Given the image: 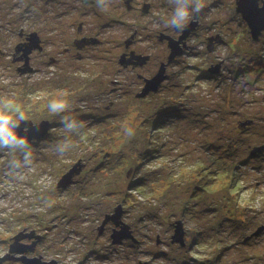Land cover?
Instances as JSON below:
<instances>
[{
    "label": "rangeland",
    "instance_id": "374dc122",
    "mask_svg": "<svg viewBox=\"0 0 264 264\" xmlns=\"http://www.w3.org/2000/svg\"><path fill=\"white\" fill-rule=\"evenodd\" d=\"M75 1L0 0V110L19 105L26 121L50 124L41 141L29 143L26 158L0 151V257L26 228L36 244L41 241L30 256L50 264H264V233L244 241L264 226V167L252 169L256 161L242 166L238 130L242 114H252L257 104L260 76L254 66L244 64L242 75L231 59L222 74L227 87L215 90L214 83L196 76L203 60L182 57L164 76L161 94L140 102L134 97L136 76L114 71L121 47L133 36L134 48L161 50L158 30L166 27L162 34L175 37L167 26L180 0H148L155 8L143 16L128 13L124 0H98L97 7ZM142 1L134 3L140 7ZM220 10L203 25L234 30L236 14ZM80 23L84 35L99 43L79 49L76 61L62 52L78 37ZM20 29L36 32L43 45L31 60L33 71L25 74L11 63ZM50 56L58 58L55 65ZM242 76L243 95L237 85ZM54 100L70 107L53 114L48 105ZM110 102L114 106L106 110ZM61 117L75 127L65 128ZM212 138L233 145L228 153L218 151L228 154L222 162L208 155L212 144H220L210 143ZM57 146L65 151L57 152ZM148 148L154 159L145 161ZM79 160L83 165L72 185L58 188ZM119 204V223L135 226L136 245L113 242L111 227L101 229L104 216ZM177 220L183 222V248L170 244ZM129 238L128 230L124 239Z\"/></svg>",
    "mask_w": 264,
    "mask_h": 264
},
{
    "label": "flooded vegetation",
    "instance_id": "af4514ba",
    "mask_svg": "<svg viewBox=\"0 0 264 264\" xmlns=\"http://www.w3.org/2000/svg\"><path fill=\"white\" fill-rule=\"evenodd\" d=\"M84 1V0H83ZM128 1V2H127ZM82 0H76L74 3L76 4H81ZM88 3L89 6L97 7L96 4H99V1L96 2V0H85L84 3ZM127 2V4H125ZM200 2L203 5L202 9L198 13H193L191 10V7L194 6V3L189 4V0H180L179 4L176 6H184L188 5L189 6V18L187 22L185 23L184 27L190 24L193 21H196L197 24L194 28V30L187 35V37L180 43V48H181V55L176 57L171 63H167V59L169 56V49L167 47V42L164 41L163 44L165 46L160 50H157V53L153 52H147L146 49H141V48H134V43L131 41L127 44L126 43L129 39L125 40L123 42V46L121 47L122 50L121 54H119V57L116 62V67L114 69L115 73L119 74H127L126 76H136L138 79V91L135 93L134 97L137 100H148L152 96H154L157 93H161V89L163 88L165 84V79L162 81V83L159 85L158 90L156 92H150L148 93L144 98H138L137 94L141 92V90L144 87V80L145 79H150L153 76H155L160 68L164 66V76H169L168 75V70L174 65L178 64L179 60L182 57H187L191 59H196L198 60L199 58L203 60L202 63V76L209 81L214 83L213 88L215 90H221V86H226L225 83V76H222L223 72L226 70H229L230 64H231V59H235V63H238L240 65V71L242 72L243 75V68L244 64H252L254 68L256 69L257 73L260 76L259 84L260 86L255 89V95H256V101L257 104L255 105L254 112L250 115H243V121L246 120L245 126L242 125V132L244 135V140H242V166L246 161L253 162L256 161L257 165L256 167H252V169H262L264 166V19L259 25V33L254 37L251 34V28L247 22V20L244 18L243 13H236V0H218V3L212 2V0H200ZM115 3L118 4V2L115 0ZM137 3V2H136ZM125 9L126 6L128 7L126 11L128 13H134V12H140L143 8V6L147 5L148 6V12L145 14L147 15L150 10L155 8L153 5V1H142L141 8L138 7L137 4L134 3V0H124L123 2ZM71 5L70 2L67 4ZM74 4L71 5L72 9H74ZM160 7H165L162 4L159 3ZM242 12H245L247 16H250V19L252 22H257V17L254 15H258V11L264 8V0H242ZM175 7V8H176ZM140 8V9H139ZM220 8H223L230 13L232 10L234 14L238 17L239 24L233 26L234 30H231L230 26L227 25H218V26H209V25H203V22L206 18L208 17H216L218 13H221L222 11ZM220 10V11H219ZM245 15V16H246ZM262 15V14H261ZM141 16H143L141 14ZM196 16L198 18L196 19ZM202 26H204L205 29H202ZM170 27L168 24L167 28ZM183 27V29H184ZM183 29H179L173 26V30L175 32V37H172L174 39H179V37L182 35ZM177 30V31H176ZM159 34L162 32H167L168 29L166 27H163V29L158 30ZM21 35L19 36L20 43L19 44H24L26 43V38L28 37L29 33H25L23 29H20ZM34 32V31H33ZM36 33V32H34ZM20 34V33H19ZM36 35L39 38L40 41V47L41 50H34L32 53L29 55V66L31 63V60L33 59L34 54H42L43 52V45L40 36L36 33ZM76 35L78 36L77 38L68 41V43L71 44V46H67L64 48L62 54L63 55H68L71 60H80V53L78 52L77 48V42L79 39H92V37H86L84 35V30H83V24L80 23L78 25V28L76 30ZM95 39V38H94ZM61 44H64L62 40H60ZM98 41L96 43H89L86 44L82 50L90 49L96 45H98ZM162 44V42L160 43ZM91 45V46H89ZM74 49L76 52H74ZM133 53L135 56H147L148 60L141 64L139 60L133 59L128 63V65L121 66L119 65L118 61L120 56L124 55L125 58L124 60L127 62L130 60V55ZM21 55V52L18 54H15V56H12L16 59ZM11 60L12 64H18V65H23V61H18L17 63H13ZM58 58L55 56H50L49 61L51 65H55L57 62ZM70 61V60H69ZM229 64V65H227ZM31 67V66H30ZM32 68V67H31ZM196 69V68H195ZM33 71V68H32ZM170 74V73H169ZM117 76V75H115ZM240 77V76H239ZM246 77V76H245ZM112 83H118V81H114ZM134 83H131V86H133ZM239 86L240 94H244L245 90L247 88V84L242 76V79L237 83ZM115 89H113L114 92ZM222 90H225L224 88ZM114 106V102H110L109 107L106 108H111ZM245 119V120H244ZM257 170V171H258ZM111 227V228H110ZM105 228H110L111 231H114L117 229V227L113 224V222L109 221L104 227ZM102 228V229H103ZM22 235L25 236L27 235V230L26 228L21 230ZM103 231V230H102ZM101 231V232H102ZM20 232V231H19ZM18 232V233H19ZM264 233V232H263ZM17 234V233H16ZM112 238V237H111ZM33 240H36V238H28L25 236L21 240V245H26L32 247L31 249L29 247L26 248V253L22 256L28 257V258H34L33 256H30V254L34 253L35 248L38 246L39 243H35ZM120 239L116 240L119 241ZM126 240L125 242H130L129 239H122ZM39 241V240H37ZM34 242V246H32V243ZM24 246V247H26ZM9 248V246H8ZM7 248V252H8ZM5 253L3 257L6 255ZM19 255H15L13 259L6 261L7 262H15L17 264H21L19 261H17V258H19ZM3 263V264H5Z\"/></svg>",
    "mask_w": 264,
    "mask_h": 264
},
{
    "label": "water",
    "instance_id": "95a60500",
    "mask_svg": "<svg viewBox=\"0 0 264 264\" xmlns=\"http://www.w3.org/2000/svg\"><path fill=\"white\" fill-rule=\"evenodd\" d=\"M241 4H242V0H236V10L235 11L238 14L243 13L244 18L247 20L251 28V34L255 37L259 33V30H260L259 25H261L264 19V8L258 11V15H254L258 18L257 22H252L250 19V16H247L245 12H242ZM147 12H148V6L145 5L143 6L141 10V14L145 15ZM197 18L198 16H196V19ZM196 24L197 22L193 21L187 26H185L182 31V35L179 37V39H174L165 34L159 35L158 40L160 42L166 41L167 47L170 51L168 59H167L168 64L171 63L176 57L181 55V48L179 45L187 37V35H189L194 30ZM21 33L22 32H20L19 36L21 35ZM132 38L133 36L127 41L126 46L129 42H131ZM77 43H78L77 48L80 49L84 47L86 44H89V43L95 44L96 40L95 39H81ZM39 44H40V41L36 33H31L26 38V43L18 44L15 46L14 48L15 53L13 56H15V54H18L20 52H21V55L18 58L13 59L12 62L14 63L16 61H23V65L17 69L18 73L25 74V73H29L32 71V68L29 66V55L34 50H38V51L41 50V47ZM124 58H125L124 55L120 56L119 61H118L119 65L121 66L128 65V63H130V61H132L133 59L139 60L141 64L145 63L148 60L147 56H144V57L135 56L133 53H131L130 60H128L127 62L124 60ZM163 80H164V66L160 68V70L155 76H153L150 79L144 80V87L141 90V92L137 94V97L144 98L148 93L156 92L158 90L159 85L162 83ZM49 127H50V124L47 121H44L43 123L39 125H34L29 121H22L20 122L19 129H17V132L20 135H27L29 142L38 141L41 139L43 135L47 133ZM25 129L27 130L26 132L24 131ZM80 166H82V164L77 163L71 169H69V171L61 177V179L59 180L57 184V187L65 189L67 186L72 185V183L74 182L72 178L79 175L80 169H81ZM121 213L122 211L120 207H117L114 210V213L112 215L105 216L101 224V229L109 221L113 222L115 226H118L119 224H121V221L119 223ZM127 228L128 227L126 225H123L120 227L119 230H117L116 232H113V234L111 235L112 238L115 237V241L113 242H116V240L118 239H124V237L128 235ZM260 231H261V228L256 230L253 235L254 236L257 235ZM25 236L28 238L34 237V236L32 237L29 234ZM25 236H23L22 233H19L13 237L12 243L9 245L7 254L4 257H0V264H3L8 260L13 259L15 255L20 256L19 258H17V261H19L21 264H50L49 262L43 261L40 257H34V258H28L25 256L21 257V255H24L26 253L27 247H29L30 249L32 248L30 246L21 245L20 242L23 238H25ZM170 241L172 244H178L180 247L184 246V231H183V226L180 222L175 223L174 228H173V234L170 238ZM32 246H34V242L32 243ZM140 264H146V263H140Z\"/></svg>",
    "mask_w": 264,
    "mask_h": 264
},
{
    "label": "clouds",
    "instance_id": "9594fccd",
    "mask_svg": "<svg viewBox=\"0 0 264 264\" xmlns=\"http://www.w3.org/2000/svg\"><path fill=\"white\" fill-rule=\"evenodd\" d=\"M96 2H98V0H96ZM192 3H194V6L191 7L192 12H200L203 7L200 0H189V4ZM189 15L188 5L178 6L175 8L174 14L170 20V26H174L182 30L189 18ZM69 107L70 105L66 100H54L48 105L49 111L53 114H59ZM26 119L27 117L19 105H16L15 107L6 105L4 109L0 110V151L7 150L13 153L19 151L25 158L27 157V152L25 150L30 147L28 137L27 135H20L17 132L20 122L26 121ZM61 120L65 128L72 130L75 127L72 123H66L67 117H61ZM81 127H83V125H81ZM24 131L26 132L27 130L25 129ZM129 134H131V132H129ZM64 151L65 148L57 146V152L63 153ZM11 167L17 168V166L13 164H11Z\"/></svg>",
    "mask_w": 264,
    "mask_h": 264
},
{
    "label": "trees",
    "instance_id": "16d2710c",
    "mask_svg": "<svg viewBox=\"0 0 264 264\" xmlns=\"http://www.w3.org/2000/svg\"><path fill=\"white\" fill-rule=\"evenodd\" d=\"M130 39V38H129ZM83 48V47H82ZM81 49V48H80ZM255 69V68H254ZM195 70H199V68H196ZM256 70V69H255ZM200 71V70H199ZM198 71V72H199ZM198 72H195V73H198ZM203 74H202V72L201 73H199V74H197L196 76L198 77V76H202ZM204 80H206V79H204ZM207 81V80H206ZM195 82H197L196 80H195ZM209 82V81H208ZM163 88H164V86H163ZM163 88L161 89V91L163 90ZM165 89V88H164ZM161 93H157V94H155L154 96H156V95H160ZM154 96H152V97H154ZM151 97V98H152ZM136 99V98H135ZM137 100V99H136ZM140 102H141V100H139ZM142 101H144V100H142ZM198 116H199V114H198ZM200 117H201V114H200ZM243 120V119H242ZM245 120V119H244ZM194 123V122H193ZM195 124V123H194ZM245 124H246V120L245 121H243V124H242V122H240L239 124H238V130L241 132V134H242V140H244V135H243V132H242V125H244L245 126ZM51 129H52V126H51ZM237 130V129H236ZM237 130V131H238ZM238 131V132H239ZM48 133V132H47ZM46 133V134H47ZM155 135V134H154ZM156 135H158V134H156ZM46 136H48V135H46ZM42 139H40V140H38V141H41ZM38 141H31V142H29V143H32V144H35V142H38ZM220 143V144H212V148L210 149V146H211V144H208L209 146H207L206 148H205V150L206 149H208V151H209V149H210V154H208V151L206 152V154H208V155H211V154H213V155H216V159H214V161H217L218 159L219 160H221V156H225V155H228V154H226V153H221V152H218L220 149H223V150H225L227 153L228 152H230V149H231V147L233 146L231 143H230V145L229 146H225V145H221V143H223L224 141L221 139V138H212V142H210V143ZM243 142V141H242ZM209 147V148H208ZM148 153H146V154H144V156L145 157H147V158H145L144 160L146 161V160H148V159H154L153 157H152V154L151 153H149V152H151L152 151V148H148ZM142 155V154H141ZM149 156V157H148ZM142 157V156H141ZM80 161V160H79ZM141 161V158L138 160V162H140ZM221 162H222V160H221ZM226 162V160H223V165H225L224 163ZM246 162H249V161H246ZM245 162V163H246ZM80 163L83 165V163L80 161ZM244 163V164H245ZM250 163V162H249ZM138 167H136V173H137V169ZM80 174V173H79ZM206 174V173H205ZM207 175V174H206ZM63 176V175H62ZM140 181H141V179H139V181H137L136 182V184H135V186L134 187H136V188H139V187H141V184H140ZM197 183V182H196ZM152 189H154L153 187H152ZM117 207H120V209L122 210L123 208H122V205L121 204H119V205H117L116 206V208ZM115 208V209H116ZM225 211H227V210H225ZM230 212L231 213H233V214H235V212L233 211V210H230ZM110 214H106L105 216H109ZM105 216H104V218H105ZM142 219H144V218H142ZM227 220V219H226ZM176 222H180L181 224H182V226H183V222L181 221V220H177V221H175L174 222V224H172V227L174 228V225H175V223ZM123 225H126L127 227H128V230H129V232H130V234L132 233V236H133V239H131L130 240V242H129V244H131V245H136V244H138L139 243V239L137 240V238H136V236H135V226H131V225H129V224H127V223H125V222H123V221H121V224H120V227L121 226H123ZM261 228V231L257 234V235H253L254 234V232L256 231V230H258V229H260ZM104 229V228H103ZM102 229V230H103ZM117 229H115L114 231H116ZM183 230H184V228H183ZM251 235H249L248 237H247V239L245 238L244 239V241H248V240H253L254 238H257L258 236H260L261 234H263V232H264V226L262 225V226H260V227H258L257 229H256ZM113 232V231H112ZM184 234H185V232H184ZM251 236V237H250ZM171 238V237H170ZM159 243V238H158V236L156 237V244H158ZM170 244H171V241H170ZM176 245H178V244H176ZM179 246V245H178ZM180 247V246H179ZM183 247H185V241H184V246ZM183 247H181V248H183ZM13 264H17V263H15V262H13V261H11ZM8 263V262H7ZM7 263H5V264H7ZM142 263H145V262H142Z\"/></svg>",
    "mask_w": 264,
    "mask_h": 264
},
{
    "label": "bare ground",
    "instance_id": "6f19581e",
    "mask_svg": "<svg viewBox=\"0 0 264 264\" xmlns=\"http://www.w3.org/2000/svg\"><path fill=\"white\" fill-rule=\"evenodd\" d=\"M127 2H128V1H127ZM127 2H125V4H127ZM127 8H128V7H127ZM31 33H34V32H30L29 34H31ZM79 40H81V39H79ZM79 40H78V41H79ZM89 46H91V45H89ZM91 47H92V46H91ZM242 71H244V68H243ZM179 117H180V116H179ZM104 226H105V225H104ZM104 226H103V227H104ZM171 244H172V243H171ZM2 257H3V256H2Z\"/></svg>",
    "mask_w": 264,
    "mask_h": 264
}]
</instances>
